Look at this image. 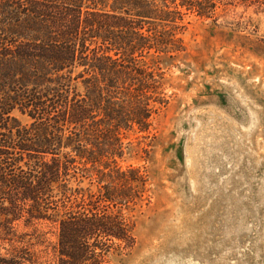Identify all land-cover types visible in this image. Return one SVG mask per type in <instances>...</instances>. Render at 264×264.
<instances>
[{"label": "trees", "instance_id": "1", "mask_svg": "<svg viewBox=\"0 0 264 264\" xmlns=\"http://www.w3.org/2000/svg\"><path fill=\"white\" fill-rule=\"evenodd\" d=\"M219 2L0 0V264H111L134 247L151 191L119 164L124 135L150 133L169 101L147 60L183 53L186 18L215 20ZM40 226L50 258L29 248Z\"/></svg>", "mask_w": 264, "mask_h": 264}, {"label": "rangeland", "instance_id": "2", "mask_svg": "<svg viewBox=\"0 0 264 264\" xmlns=\"http://www.w3.org/2000/svg\"><path fill=\"white\" fill-rule=\"evenodd\" d=\"M181 37L175 59L147 60L169 101L150 133L124 135L119 164L148 175L151 199L111 264H264V0H220L215 20L189 16ZM30 234L50 258L55 233Z\"/></svg>", "mask_w": 264, "mask_h": 264}]
</instances>
